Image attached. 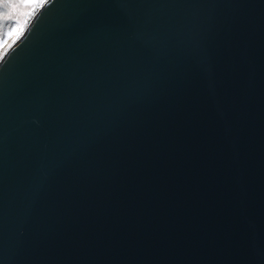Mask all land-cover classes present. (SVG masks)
Listing matches in <instances>:
<instances>
[{
	"label": "water",
	"instance_id": "1",
	"mask_svg": "<svg viewBox=\"0 0 264 264\" xmlns=\"http://www.w3.org/2000/svg\"><path fill=\"white\" fill-rule=\"evenodd\" d=\"M161 120L195 154L186 167L208 169L196 202L67 214L97 149ZM0 206L3 264H262L264 0L37 10L0 61ZM20 225L25 252L14 249Z\"/></svg>",
	"mask_w": 264,
	"mask_h": 264
},
{
	"label": "snow or ice",
	"instance_id": "2",
	"mask_svg": "<svg viewBox=\"0 0 264 264\" xmlns=\"http://www.w3.org/2000/svg\"><path fill=\"white\" fill-rule=\"evenodd\" d=\"M50 2L54 0H0V26L12 22L0 36V61L5 60L9 50L24 35L28 19ZM121 6L130 7L127 3ZM97 151L99 163L88 171L82 182L69 189L67 214L123 217L132 210L161 214L170 206L179 213L196 202L200 177L208 171L205 168L194 173L186 167L187 161L196 158L195 154L169 132L163 120L151 126L141 124L127 137L103 144ZM207 163L210 166V157ZM5 219V209L0 206V234ZM26 230L24 225L18 227L16 252L26 251L22 239ZM84 251L96 254L104 250ZM260 254L264 258V247Z\"/></svg>",
	"mask_w": 264,
	"mask_h": 264
},
{
	"label": "rangeland",
	"instance_id": "3",
	"mask_svg": "<svg viewBox=\"0 0 264 264\" xmlns=\"http://www.w3.org/2000/svg\"><path fill=\"white\" fill-rule=\"evenodd\" d=\"M31 20V17L28 19V22ZM12 22H7L5 24H3L2 26H0V36L3 35L4 32H6L8 30V28L11 26Z\"/></svg>",
	"mask_w": 264,
	"mask_h": 264
}]
</instances>
